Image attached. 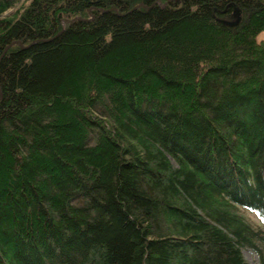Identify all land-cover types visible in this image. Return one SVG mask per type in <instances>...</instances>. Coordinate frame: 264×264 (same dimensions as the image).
I'll return each mask as SVG.
<instances>
[{"label":"trees","instance_id":"16d2710c","mask_svg":"<svg viewBox=\"0 0 264 264\" xmlns=\"http://www.w3.org/2000/svg\"><path fill=\"white\" fill-rule=\"evenodd\" d=\"M18 1L0 264H264V0Z\"/></svg>","mask_w":264,"mask_h":264},{"label":"rangeland","instance_id":"374dc122","mask_svg":"<svg viewBox=\"0 0 264 264\" xmlns=\"http://www.w3.org/2000/svg\"><path fill=\"white\" fill-rule=\"evenodd\" d=\"M27 0H19L14 8H9L4 14L3 16H11L12 13L18 9L19 7L23 6L24 4H26ZM264 38V34L260 35V38ZM243 218L250 223L252 226H260V222L258 221V219L250 212L248 211H242L241 212ZM262 248V247H261ZM241 250V254L242 257L244 259V261L246 262V264H259V259L257 254L255 253V251H253V249H251L248 246H244L240 248ZM264 253V250H263Z\"/></svg>","mask_w":264,"mask_h":264},{"label":"water","instance_id":"95a60500","mask_svg":"<svg viewBox=\"0 0 264 264\" xmlns=\"http://www.w3.org/2000/svg\"><path fill=\"white\" fill-rule=\"evenodd\" d=\"M237 21H238V17L234 21H229V22L225 21V23L228 25H235Z\"/></svg>","mask_w":264,"mask_h":264}]
</instances>
